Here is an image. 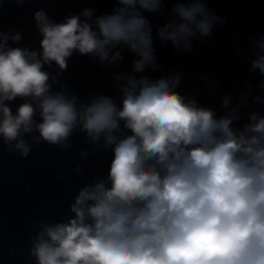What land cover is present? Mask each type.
Returning a JSON list of instances; mask_svg holds the SVG:
<instances>
[{"label": "clouds", "instance_id": "1", "mask_svg": "<svg viewBox=\"0 0 264 264\" xmlns=\"http://www.w3.org/2000/svg\"><path fill=\"white\" fill-rule=\"evenodd\" d=\"M208 2L113 0L110 13L85 7L59 22L37 10L38 48L0 26V146L26 159L33 145L66 153L83 134L81 160L111 154L62 220L33 225L32 264H264V114L241 123L243 109L264 108V34L248 38L245 56L260 79L221 96V114L179 91L181 75L162 73L156 55V41L190 53L227 25ZM166 3L154 28L147 14ZM126 52L131 62L117 70ZM74 55L111 72L116 94L80 97L62 83Z\"/></svg>", "mask_w": 264, "mask_h": 264}, {"label": "water", "instance_id": "2", "mask_svg": "<svg viewBox=\"0 0 264 264\" xmlns=\"http://www.w3.org/2000/svg\"><path fill=\"white\" fill-rule=\"evenodd\" d=\"M114 6L113 0H32L21 6L9 0L0 7V26L5 32L10 27L20 31L24 46L38 48L40 37L33 20L35 11L42 9L59 22L71 13L79 14L85 7L103 14L110 13ZM208 6L228 21L227 25L214 29L209 42L194 41L190 53H177L159 41L155 42V48L158 62L163 66L162 73L171 70L181 75L178 90L221 114V96L230 93L235 98L245 81L255 88L256 74L248 72L250 62L245 59L248 38L254 37L253 0H209ZM170 7V3L164 4L161 16L147 14L154 28L164 22ZM131 59V54L126 52L125 61L117 70L127 69ZM60 80L80 97L116 94L111 88V72L89 57L74 55ZM212 81L218 91L209 98L207 89L212 88ZM19 103L17 100L11 105L13 111ZM250 111L259 112L258 106L243 109L241 123L247 120ZM81 149L90 150L83 142V134L74 135L73 148L66 153L44 144L33 145L26 159L0 146V264H32L28 250L37 231L33 225L41 218L50 222L62 220L78 190L93 177L106 175L110 152H93L87 160H81L77 155ZM76 163L84 170L80 175L74 171ZM61 173L64 178L58 179Z\"/></svg>", "mask_w": 264, "mask_h": 264}]
</instances>
